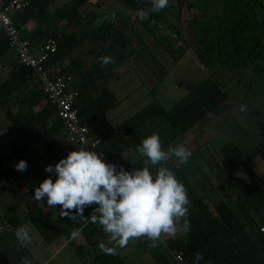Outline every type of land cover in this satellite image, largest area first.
I'll return each mask as SVG.
<instances>
[{"label": "trees", "instance_id": "16d2710c", "mask_svg": "<svg viewBox=\"0 0 264 264\" xmlns=\"http://www.w3.org/2000/svg\"><path fill=\"white\" fill-rule=\"evenodd\" d=\"M2 1L8 3L12 0ZM55 1L32 0L24 12L14 15L16 25L23 29L26 39L24 27L29 22L47 24L49 33L54 20L55 23L73 20L79 16L83 6L102 0H73L52 14L49 8ZM118 1L136 14L135 22L140 21L137 10L151 6L150 0ZM170 8L151 14L142 23L145 33L165 47L159 43L157 32L168 31L169 28L176 29L178 36L185 32V38L179 37L182 45L170 47L165 53L178 62L173 51L179 49L184 55L191 50L207 70L208 80L171 109H166L154 99L119 128L111 127L102 133L97 131V123L116 110L120 101L108 86L114 75L102 69L99 58L119 49L133 47L130 32L133 31L134 21L121 15L112 20L105 18L104 12H91L88 24L80 26L74 33L57 29L52 34V38H58V48L45 61L44 68L52 76L54 72L58 73L54 77L71 76L74 79L72 88L78 92L75 107L81 122L102 139L101 150L110 159L129 146L136 149L153 132L159 133L165 150L172 142L183 141L198 123L229 103L225 89L235 77L252 65L264 72V0H177L174 7L178 11L177 18L170 14ZM99 19L103 21L94 27ZM134 33L140 42L143 41L144 47H149L141 36ZM46 34L41 39L42 44L46 42ZM8 52V40L0 28V59ZM86 56L92 57L89 59L91 66H88ZM219 72L228 76L227 81L223 79L225 86L218 78ZM30 84L34 85L33 88L24 93L23 89ZM38 87L41 88L33 71L18 60L9 78L0 83V108L6 111L8 121L16 131L9 147L30 167L22 177L15 176L12 168H6L2 152L4 148H1L0 179L4 183L3 190L9 191L20 205L26 206L27 219L44 244H52L64 235L69 239L76 232L91 243L101 234L102 228L85 223L80 217L76 221L67 217L57 220L54 213L32 198L34 189L48 176L45 166L50 161L58 162L66 158L69 151L79 149L77 144L66 140L56 107L47 101ZM14 97H18L13 103L17 112L8 108ZM44 100L47 101L45 106L42 105ZM137 132L144 135L132 142L131 138ZM212 150L202 155L194 151L187 164L177 168L174 162L171 166L188 191L191 231L186 236L180 232L168 240V248L182 252L191 264H264V177L248 172L246 178H234L233 173L243 169L246 161L239 147L229 141L219 150L221 163L210 165L212 176H215L212 180L211 175L203 169L202 162L206 160L205 153L212 156ZM259 156L264 161V148L259 151ZM134 167H142V163H136L127 170L131 171ZM91 211L92 208L85 209V218ZM62 224H66L63 229ZM68 245H72V240ZM73 249L78 257L85 255L84 247ZM198 252L203 254V259L199 261L196 260ZM0 264H11L2 252ZM93 264L136 263L129 262L120 254L109 255L100 250L93 256Z\"/></svg>", "mask_w": 264, "mask_h": 264}, {"label": "clouds", "instance_id": "9594fccd", "mask_svg": "<svg viewBox=\"0 0 264 264\" xmlns=\"http://www.w3.org/2000/svg\"><path fill=\"white\" fill-rule=\"evenodd\" d=\"M150 5L148 9L137 10L140 20L161 12L168 7L169 0H150ZM99 62L101 67H107L115 59L101 56ZM240 111H246V105H241ZM136 152L143 157V166L129 171L122 165L106 162L102 153L91 149L69 151L54 166H45L44 170L54 173L55 179L51 176L43 179L32 198L41 206L46 201L49 209L59 206L55 216L72 221L80 217L85 223L98 225L107 235V243L101 242L99 248L109 255H118L132 239L146 238L155 246L162 235L175 236L178 229L186 236L191 231L188 219L191 202L185 185L168 167V162L174 157L179 168L188 163L192 152L183 144L169 145L165 150L157 132L145 137ZM14 168L26 171L27 163L20 160ZM86 208H92L87 218ZM14 235L18 249L32 243L27 226H20ZM202 259L203 254L198 252L196 260ZM21 264L32 261L22 257Z\"/></svg>", "mask_w": 264, "mask_h": 264}, {"label": "rangeland", "instance_id": "374dc122", "mask_svg": "<svg viewBox=\"0 0 264 264\" xmlns=\"http://www.w3.org/2000/svg\"><path fill=\"white\" fill-rule=\"evenodd\" d=\"M72 1L73 0H56L50 6L49 11L50 13L55 14L57 10L61 9L63 6ZM176 5L177 0H169L168 7L171 6V8L169 9L170 14L174 15L177 18L178 11L176 8H174ZM123 8L125 7L118 0H102L101 2L93 1L91 4H86L85 6H83L79 10V16H77L73 20H65L60 23H55L54 20L52 23L53 26H50L51 31L46 34L47 38L45 40L52 37L53 32L57 29L60 30V32H66L69 34L74 33L79 29L80 26H85L86 24H88V20L90 18L89 14L91 12H95V14H101L104 12L105 18L110 17V19L112 18L113 20L120 14L124 15ZM102 21L103 19H99L94 27L100 25ZM135 23L136 22L134 21L132 25L133 31L130 32V36L134 40V44H132L133 47L128 48V50L125 52L128 62L123 69V73L115 74L112 72L114 76L109 80L108 83L109 89L116 95V97L120 101L119 109H117L116 113L113 115L116 116V118H113L112 116L114 120L109 121V123L105 121L107 117H104L101 125L104 127V129L102 128L103 131L111 127L119 128L120 125H122L136 113L149 105L154 99L160 101L166 109H171L176 103L186 98L194 89H196L201 83L206 82L209 78V75L203 69H201V67H199L200 63L198 62V60L194 59V57H191L188 52L184 55H181V50L176 49V51H173L172 53L175 54L174 57L178 59V62H174L172 55H167L165 53V50H168L170 47H178L182 45V43L179 41V37L185 38V32H181V36H178L177 31L174 28H167L168 31H162L160 29L161 31L160 33L157 32V35L160 41L159 43L165 46L162 47L152 39L144 40L143 38L145 36L142 37V34L145 33V31H143L142 28V33L140 31L141 34L139 33V36H141V40H144L149 44V47H144V45H142L143 41L140 42V39L135 36ZM138 29H141V25ZM110 56L115 59V63L109 64L107 67H102L104 71L108 73H110L115 67H118L124 58L121 51H116L113 55L111 54ZM88 57L86 56L85 59L88 63V66H91V62L89 61V59L92 57ZM253 70L254 67L251 66L240 79L234 81L233 83L230 82V84L226 86L227 95L231 97H237L240 94L245 93L247 91V87L249 86L250 79L253 78ZM69 74L72 75L71 72ZM220 82L223 86H225L223 81ZM33 86L34 85L32 84L27 85V89H31L33 88ZM38 89L42 90L39 87ZM237 100L239 99L237 98ZM219 112L213 114L212 118H214V116H217ZM0 114V116L5 119L3 122H7V125L11 126V129L16 132L13 125H11L10 121L7 120L5 114L2 115L1 110ZM208 120H210V118L204 120L202 123L206 124ZM97 131H99L100 133L103 132L101 130ZM193 132L194 130L191 133L187 134L184 137L185 139L183 141L181 140L172 142L170 145L175 147L179 144H183L191 152L198 151V153H200L199 155H202L204 152L208 153V151L212 148L213 157L208 156L209 153L206 156L205 153L206 160H203L202 162L204 165L203 169L208 172L211 175L212 180H214L215 176H212L213 174L210 171V165L215 166L221 163L222 159L220 158L219 150L216 146H214V144L211 145V143H205L206 140L200 139V137L198 139L197 135L192 136L194 134ZM143 135L144 134L137 132L132 136L131 141L133 142L134 140L140 139ZM206 144H208L209 146H203ZM249 151L251 150H246V153H248ZM3 155L4 161L6 163V168H13L15 176L22 177L25 171H16L14 168V166L20 161V159L15 156L11 149H6ZM171 159V162H168L169 165L170 163L173 164L175 162L174 157ZM257 162H262V164L264 165L261 159H255L251 164H248L246 168L241 169L237 173H235L234 178H246L248 172L252 171V169H254L256 173H260V171L262 170L260 169V164ZM226 167L228 166L224 163V168L227 169ZM28 168L29 164L27 163V170ZM215 195L216 194L214 193V199L217 198V196ZM7 196H9V193H7ZM62 225V229L66 227V224ZM83 238L84 237L82 235L79 236V239L77 241H75L72 245H67V248H64V250L56 254L48 264H93L92 256L83 258L77 257L75 255V251L73 248L80 244L83 241ZM67 239L68 236L64 235L58 241L52 244H48L50 246L49 256L53 255V250H57L63 244H65ZM100 241H104L102 236H99L98 238V243H100ZM164 242H167L166 235L162 236L161 248L163 250ZM145 247L150 248V242L149 245H145ZM166 247L168 248V245ZM138 248H140L138 250V253H142L145 250L144 246L141 244ZM167 248L166 250L169 249ZM157 252L163 253L164 257L166 258V264H176L169 253L168 255H166L161 249ZM79 259H81V261H78ZM129 259L131 261L133 258L130 257Z\"/></svg>", "mask_w": 264, "mask_h": 264}, {"label": "crops", "instance_id": "0c3cea01", "mask_svg": "<svg viewBox=\"0 0 264 264\" xmlns=\"http://www.w3.org/2000/svg\"><path fill=\"white\" fill-rule=\"evenodd\" d=\"M123 13L124 15H120L123 16L125 19L131 18L133 21L136 19V14H134V12L128 9L127 7L123 8ZM143 22H145V20H137L134 25V27H136L134 30L136 33L138 32V35L142 33V28L144 31V26L142 25ZM140 25L141 29H138ZM24 31L27 35V38L31 41V43H33V46L39 47L43 42L41 41V39H43V35H45L48 31V25H40L36 21H31L24 27ZM143 36H145L143 38L144 40H154L147 33H143L142 37ZM37 42L40 44H37ZM130 47L131 46L117 50L123 53L124 58L121 61L120 65L118 67H115L110 73H123V69L128 62L125 52ZM115 52H113L112 55ZM188 54H190L191 57H194V59H197L191 50H188ZM16 63L17 58L15 54L11 51L0 59V83L4 82L9 78V75L14 69ZM200 64L199 67H201V69H203L208 74L204 66L202 64L200 66ZM250 67L245 69L238 77H235L232 80V83L240 79ZM252 67H254V75L253 78L250 79L249 86L246 89L247 91L237 97L228 96L229 103L212 113L206 119H204L207 120L210 118V120H208L206 124L202 123L204 120L198 123L194 129V134L192 135H197L198 139L200 137V139L206 140L205 143L208 142L211 143V145L214 144V146H216L218 150H221L229 141L234 142L241 150L243 157L246 161L244 168H246L248 164H251L252 161H254L255 159H261V161H263L262 158L259 156V151L264 148V72L260 70L258 71L257 67L254 65H252ZM57 74L58 73L54 72L53 75L55 76ZM218 78H221L222 81L223 79L225 81L228 80V76H225L220 72ZM229 84L230 83H228L227 86ZM28 90L30 89H27L26 86L23 89V92L26 93V91ZM17 98L18 97H14L13 101L8 107L9 110H12L13 112H17V109L13 106V103ZM237 98L239 100H237ZM46 104L47 101L44 100L42 102V105L45 106ZM241 105H246V111H240ZM117 109H119V107ZM117 109L105 116L107 117L105 121L109 123V121L114 120L113 118H116V116L113 115L116 113ZM0 110L2 111V115L5 114L6 116V111L2 110L1 108ZM218 112L219 114L212 118V115ZM103 119L104 118H101L97 123V130L103 131L104 127L101 126ZM4 120L5 119L0 116V149L4 148L2 151L3 153H5L6 149H10L9 143L11 139L16 135V133L11 129V126L7 125V122H3ZM246 150L251 151L246 153ZM40 151H42V149ZM110 160L111 163L117 165L118 167L122 165L126 170L129 169L131 166L135 165L136 163H142L143 166V157H140L139 154L136 152V149L132 146H129L128 148L124 149L120 154H118L114 158H111ZM171 160L172 159H170L169 161L171 162ZM257 163L260 164L259 166L262 170L260 171V173L257 174L264 177V165L262 164V162ZM4 164L6 163L4 162ZM171 166L172 163H170V165L168 164V167L171 168ZM152 171L155 172V169L153 168ZM237 172L238 171H236L235 173ZM250 172L256 173L254 169H252V171ZM3 184V181L0 179V223H6L7 226L5 228L4 233L0 236V252H2L6 257L9 258L11 264H21L22 257H27L28 259H30L32 261V264H48L56 254L60 253L62 250H64V248H67V245L71 242V240L73 244L79 239L81 233H74L69 239H67L65 244H63L59 249L53 250V255H51V252V256H49L50 246L42 242L35 228L31 226L32 224L27 219L26 206L20 205L9 191L3 190ZM7 193H9V196H7ZM43 207L46 210L51 211L52 213L59 212V206L54 209H49L47 207L46 201ZM54 218H56L57 220L61 219V217H59L58 215H54ZM22 225L27 226L29 228L30 234L32 236V243L29 244L27 247L18 249V241L16 240L14 233L16 229H18ZM179 234L180 230L178 229L177 235H166L167 241L175 238ZM99 236H102V238L104 239V241L102 242L107 243V235L103 232V230ZM99 236H97L91 243L86 242V240L83 238V241L76 246L84 247L85 255L83 256V258H86L88 256L93 257L96 251H100L99 244L101 243V241L100 243H98ZM161 242L162 237L155 246L151 245V247L149 248L145 247V245H149V241L146 238L132 239L125 248L120 249L119 254L125 257L131 263L133 262L136 264H166V258L164 257L163 253L157 252L161 249L164 254L168 255L169 251L166 250L167 242H164L163 244L164 250L161 248ZM140 244L143 245L145 248L144 252L142 253H138V250L140 249L138 247ZM130 257L133 258L131 261L129 259ZM78 261H81V259H79Z\"/></svg>", "mask_w": 264, "mask_h": 264}, {"label": "built area", "instance_id": "2783aa9c", "mask_svg": "<svg viewBox=\"0 0 264 264\" xmlns=\"http://www.w3.org/2000/svg\"><path fill=\"white\" fill-rule=\"evenodd\" d=\"M31 1L12 0L5 3L0 0V28L5 32L10 51L23 66L33 71L45 98L56 107L57 117L62 121L65 130L66 140L71 144H77L79 149L88 148L102 153V158L111 163L108 155L101 150L102 139L93 133L88 125L81 122L75 107L78 92L72 88L74 79L71 76L54 77L44 68L45 61L57 51L58 40L50 37L41 46L34 47L30 40L24 37L23 29L19 28L14 21V15L24 12ZM56 163L57 161H50L49 165L54 166ZM49 176L55 179L54 173H48L47 177ZM6 226V223H0V236L4 233ZM262 231L264 232V228ZM168 251L176 264H191L182 252L170 249Z\"/></svg>", "mask_w": 264, "mask_h": 264}]
</instances>
